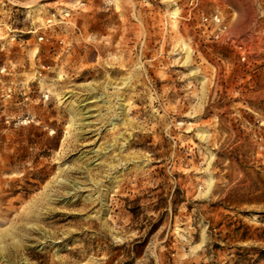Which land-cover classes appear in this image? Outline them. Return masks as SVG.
<instances>
[{
    "label": "rangeland",
    "instance_id": "obj_1",
    "mask_svg": "<svg viewBox=\"0 0 264 264\" xmlns=\"http://www.w3.org/2000/svg\"><path fill=\"white\" fill-rule=\"evenodd\" d=\"M0 264H264V0H0Z\"/></svg>",
    "mask_w": 264,
    "mask_h": 264
},
{
    "label": "bare ground",
    "instance_id": "obj_2",
    "mask_svg": "<svg viewBox=\"0 0 264 264\" xmlns=\"http://www.w3.org/2000/svg\"><path fill=\"white\" fill-rule=\"evenodd\" d=\"M107 96H108V95H107ZM103 97H104V96H103ZM107 100H108V99H107ZM92 101H94V100H92ZM104 102H105V101H104ZM122 102H123V101H122ZM121 104H122V103H121ZM80 108H81V107H80ZM83 109H85V110H83ZM91 109H92V108H90V107H87V108L84 107V108H81L80 110L78 109V111H80V112H78V113H80V114H79V118L82 117V116H83V117H88V116H90L91 114H90V115H88V114L85 115V114L88 113V112H90ZM71 110H72V109H71ZM76 111H77V110H76ZM74 113H75V112H74ZM75 116H76V115H75ZM117 118H118V117H117ZM76 119H77V118H76ZM76 119H75V120H76ZM80 119H81V120H80L79 122L82 123V122H81V121H82V118H80ZM83 119H84V118H83ZM76 122H77V121H76ZM83 123H84V122H83ZM112 123H113V121H112ZM85 124H87V122H85L83 125H85ZM115 124H116V123H115ZM80 125L82 126V124H80ZM87 125H88V124H87ZM77 126H78V125H77ZM81 126H80V127H81ZM83 127H84V126H83ZM79 129H81V128H79ZM97 150H98V149H97ZM98 153H99V152H98ZM100 155H101V154H100ZM99 158H100V157H99ZM63 180H64V179H63ZM67 191H68V190H67ZM4 231H5V230H4ZM4 233H5V232H4ZM4 245H5V244H4ZM3 249H4V248H3ZM3 254H4V253H3Z\"/></svg>",
    "mask_w": 264,
    "mask_h": 264
},
{
    "label": "trees",
    "instance_id": "obj_3",
    "mask_svg": "<svg viewBox=\"0 0 264 264\" xmlns=\"http://www.w3.org/2000/svg\"><path fill=\"white\" fill-rule=\"evenodd\" d=\"M236 230L239 231L240 228H236ZM240 237H241V239L246 240V239H249L252 236L249 234V230H245V231L241 232Z\"/></svg>",
    "mask_w": 264,
    "mask_h": 264
},
{
    "label": "built area",
    "instance_id": "obj_4",
    "mask_svg": "<svg viewBox=\"0 0 264 264\" xmlns=\"http://www.w3.org/2000/svg\"><path fill=\"white\" fill-rule=\"evenodd\" d=\"M207 19H208V17H207ZM215 19H216L218 22L221 21V17H220L218 14L215 15Z\"/></svg>",
    "mask_w": 264,
    "mask_h": 264
}]
</instances>
